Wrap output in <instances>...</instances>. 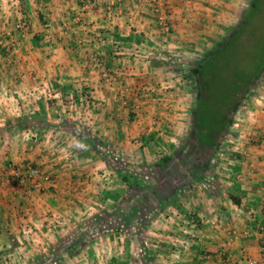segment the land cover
<instances>
[{"label":"crops","instance_id":"1","mask_svg":"<svg viewBox=\"0 0 264 264\" xmlns=\"http://www.w3.org/2000/svg\"><path fill=\"white\" fill-rule=\"evenodd\" d=\"M168 1L163 35L144 0H0V264H264V84L213 169L182 138L193 99L169 62L196 64L245 6ZM186 142V171L146 190L114 162L141 173ZM26 164L50 181H16Z\"/></svg>","mask_w":264,"mask_h":264},{"label":"rangeland","instance_id":"2","mask_svg":"<svg viewBox=\"0 0 264 264\" xmlns=\"http://www.w3.org/2000/svg\"><path fill=\"white\" fill-rule=\"evenodd\" d=\"M257 1V0H256ZM253 0H242V4L245 6L244 11L242 10L241 13L238 12L237 15V20H236V24H234L231 28H229L226 32L222 33L219 36L218 41H214V44L212 45V47L210 48V50L208 51H204L202 53L198 54V57H194L193 53L191 55V58H197L196 60V64L195 62L191 63V61H186L184 60L182 57H176L175 55L169 58V62H172V69L176 70L178 73H180V75H183V77H185V79H187V88L188 89V93L189 97H192L193 100H190V102L192 103L193 101V109L191 111V114L189 116V124L187 126L188 128V135L186 136H182V138L190 140L192 135L195 134V123H196V114H197V108H198V97L199 92H198V82H196L197 80V75L193 78L190 79L187 76L190 74H194L195 71H197L199 69V65L201 63L202 60L206 59L208 56H210L211 54L215 53V51H217L216 49H218L224 42H226L236 31L237 27L242 23L243 21V15L245 13V11L252 6L253 4ZM146 7L148 8V11L150 13V6L149 3L146 5ZM169 9L171 11L170 15H169V24L171 26V31L173 28L172 25V16H174V7H171L169 4ZM253 16H252V20L251 23L248 27V29H246L245 31V35L248 36H253V34L260 38L257 39V42L254 43L252 46H248V44L246 42H243L242 44L237 43L238 45H236V47L234 48L233 52L230 54V61H234L238 66L240 67V71L241 73H243V76H245L246 78L251 77V75H254L253 73H256V70H258L259 67H264V0H260V4L258 5V9H256L254 12H252ZM150 15V20L153 21V23L156 25V27L159 29L161 34H166L163 31H161V26L158 25L157 21L155 20V17L152 13L148 14ZM25 21H23L22 23H24ZM22 23H19L18 25H21ZM18 28V27H17ZM20 30H23V28H18ZM142 41V43L144 44L145 41H143L142 39L140 40V42ZM257 49H256V47ZM255 47V48H254ZM176 58V59H175ZM234 59V60H233ZM234 64L235 66V63ZM229 64V63H228ZM230 65V64H229ZM234 75H235V71H231L230 70V78H231V82L234 79ZM233 83V82H232ZM264 84V74H262L258 79H256L254 81V83L252 84V88L251 90L246 94L245 99L243 100L242 103H240V105H238L237 109L234 112L233 118H232V122L230 124L229 130H228V134H226L225 136H223L221 138L222 142H227L232 140L231 137L232 135H235L234 133V129H238V127H234V124H240L242 123L243 120H240L243 118V114L246 111L244 109L243 106L244 102L245 104L247 103L246 100L250 99L253 95H256L259 91H260V85ZM190 89V90H189ZM220 87H218V91L217 93H219L221 90H223L222 88L220 89ZM262 91V90H261ZM221 99L224 97V94L220 95ZM224 101V100H222ZM214 103L216 105L219 106L218 102ZM213 105V104H212ZM215 105V107H211V111L209 112L210 115H212L213 119H215L214 117H216V115H219V112L221 111V109H219V107H217ZM239 119V121H238ZM218 122V117H216L215 120H212V122ZM211 120L210 118L206 119V122L209 123ZM211 124V123H209ZM210 129V127H209ZM191 134V135H190ZM229 135V136H228ZM181 139V138H180ZM188 143L186 142V144L181 145L180 148L176 149L174 152L173 150L171 151V149H162V151H158V153H155L154 156L156 158H154L153 163L151 162H147L146 161L143 163V168H140L142 171L141 173H136V172H131L132 179H131V183L133 184V187L135 185V189L138 190H146L148 188L149 185H151V187H155L157 184H161L162 181L158 179V173H165V172H181V171H186L185 166H183L182 168L179 169V165H183L184 160L179 159V156H184L185 158L188 157V155L185 154V152H183L185 150V145H187ZM228 146V144H227ZM225 149H222V154L225 153ZM185 154V155H183ZM153 155V154H152ZM157 155H160L161 157H157ZM197 156V155H196ZM195 156V157H196ZM214 156V155H213ZM213 156L210 158V160H208L209 165H211L213 167V169H216V167L219 165L220 162H218V157L220 156H214L215 157V162H211ZM172 158V159H171ZM177 159L178 163H176L177 165H170V161H173V159ZM157 160H160L157 162ZM162 161V162H161ZM169 161V162H168ZM114 162L116 164V167L121 169V173H127L126 172V168L128 167V163L126 161V159L124 157H122L121 155H116V159H114ZM149 163V164H148ZM157 165V167L155 166ZM172 166V169L171 167ZM176 166V167H175ZM178 166V168H177ZM131 201V200H130ZM130 201H128L130 203ZM135 204V201H131V205ZM140 208H142V205L140 204ZM143 209H145V211L143 212H138V211H133L131 212L133 215L134 214H138L142 217L146 216V208L143 207ZM130 215V214H129ZM51 262H56V261H47L44 259L41 260H34V261H28L26 264H50ZM19 264V262L17 263ZM22 264V262H21Z\"/></svg>","mask_w":264,"mask_h":264},{"label":"trees","instance_id":"3","mask_svg":"<svg viewBox=\"0 0 264 264\" xmlns=\"http://www.w3.org/2000/svg\"><path fill=\"white\" fill-rule=\"evenodd\" d=\"M252 4L245 11L243 21L237 27L235 33L216 49L215 53L202 60L199 69L194 74L187 76L193 79L197 75L196 82H198V92L200 95L198 97V110L196 114V130L191 141L198 145L196 155L206 160H210L217 150L218 142L221 141L223 136L228 134L234 112L238 105L243 102L246 94L251 90L254 81L264 74V67H259L256 73H253L254 75L246 78L239 70L240 67L236 68L238 65L234 61L231 62L229 58L236 45H238L237 43L242 44L246 42L248 46H252L257 42V39H260L254 34L248 37L245 35V31L252 20V12L258 9L260 0H253ZM233 62L235 66L232 64ZM230 70L235 71L233 83L230 81ZM218 87L223 89L219 93H217ZM222 94H224V97L221 99L220 95ZM214 101L218 102L219 106ZM215 105L221 109L219 115H216L218 117L217 123L212 122L216 117L213 119L209 113L212 109L211 107H215ZM208 118H210L211 121L209 123L211 124L206 122ZM122 179L128 186H133L131 175L127 173L122 174ZM234 200L238 201L237 199ZM142 229L145 230V227H142Z\"/></svg>","mask_w":264,"mask_h":264},{"label":"built area","instance_id":"4","mask_svg":"<svg viewBox=\"0 0 264 264\" xmlns=\"http://www.w3.org/2000/svg\"><path fill=\"white\" fill-rule=\"evenodd\" d=\"M146 5L149 3L150 13H152L157 21L158 25L161 26V31L166 34L171 32V26L169 24V15L171 13L168 0H144ZM25 22L21 25H18V28H25ZM9 169L11 171L12 177L16 181L29 180L32 181L35 187L43 188L45 182L50 181V176L45 174L39 168L35 167L32 164H26L23 167H17L10 165ZM264 210V207H263ZM237 239V235H233L232 241ZM264 250V247H263ZM248 264H259L254 260L249 261Z\"/></svg>","mask_w":264,"mask_h":264}]
</instances>
